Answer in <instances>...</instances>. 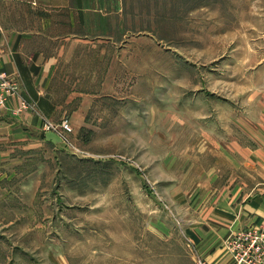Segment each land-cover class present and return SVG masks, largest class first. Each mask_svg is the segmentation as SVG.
<instances>
[{
    "label": "rangeland",
    "instance_id": "obj_1",
    "mask_svg": "<svg viewBox=\"0 0 264 264\" xmlns=\"http://www.w3.org/2000/svg\"><path fill=\"white\" fill-rule=\"evenodd\" d=\"M97 3L77 62L97 98L0 203V264H196L189 227L236 187L219 148L263 114L264 0Z\"/></svg>",
    "mask_w": 264,
    "mask_h": 264
},
{
    "label": "crops",
    "instance_id": "obj_2",
    "mask_svg": "<svg viewBox=\"0 0 264 264\" xmlns=\"http://www.w3.org/2000/svg\"><path fill=\"white\" fill-rule=\"evenodd\" d=\"M97 8V0H0V71L19 86L0 105V203L9 210L33 169L46 165L42 155L63 145L46 139L45 122L67 119L75 132L86 125L89 99L97 96L81 90L77 62L93 39L80 30L96 20ZM23 101L31 107L22 109ZM262 110L247 128V144L239 135L219 148L224 168L238 172L230 183L236 187L225 188L221 202L189 227L197 253L210 264H234L225 240L264 226V103Z\"/></svg>",
    "mask_w": 264,
    "mask_h": 264
},
{
    "label": "built area",
    "instance_id": "obj_3",
    "mask_svg": "<svg viewBox=\"0 0 264 264\" xmlns=\"http://www.w3.org/2000/svg\"><path fill=\"white\" fill-rule=\"evenodd\" d=\"M19 86L16 80L0 71V105L5 106L8 98L18 94ZM22 109L31 107L26 101L22 102ZM45 131H54L61 138L63 144H71L69 135L73 128L69 120L64 119L60 124L45 122ZM235 264H264V226H251L238 230L227 244ZM196 264H209L206 259L198 257Z\"/></svg>",
    "mask_w": 264,
    "mask_h": 264
},
{
    "label": "water",
    "instance_id": "obj_4",
    "mask_svg": "<svg viewBox=\"0 0 264 264\" xmlns=\"http://www.w3.org/2000/svg\"><path fill=\"white\" fill-rule=\"evenodd\" d=\"M46 139L48 141L55 143V144H61L63 142L62 138L54 131H47L46 132Z\"/></svg>",
    "mask_w": 264,
    "mask_h": 264
}]
</instances>
